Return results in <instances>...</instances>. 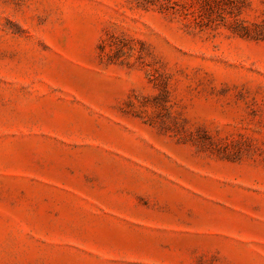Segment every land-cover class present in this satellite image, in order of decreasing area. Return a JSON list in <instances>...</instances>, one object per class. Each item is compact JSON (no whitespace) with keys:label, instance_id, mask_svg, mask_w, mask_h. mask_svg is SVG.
<instances>
[{"label":"rangeland","instance_id":"374dc122","mask_svg":"<svg viewBox=\"0 0 264 264\" xmlns=\"http://www.w3.org/2000/svg\"><path fill=\"white\" fill-rule=\"evenodd\" d=\"M208 3L0 0V264H264V0Z\"/></svg>","mask_w":264,"mask_h":264},{"label":"trees","instance_id":"16d2710c","mask_svg":"<svg viewBox=\"0 0 264 264\" xmlns=\"http://www.w3.org/2000/svg\"><path fill=\"white\" fill-rule=\"evenodd\" d=\"M198 1L201 2L203 0H198ZM212 1L213 0H208L209 2L208 6H210V3H212ZM199 14H200L199 16L201 17L205 16V18H207L208 20H211L210 15L202 14V13H199ZM230 25L232 26V32L234 35L239 36L240 38H243V39H256V37H252L253 35L251 34V31L247 27H243L237 21H233L232 23H230Z\"/></svg>","mask_w":264,"mask_h":264}]
</instances>
